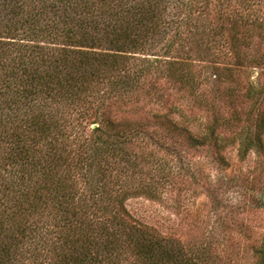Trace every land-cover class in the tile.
<instances>
[{"label": "trees", "instance_id": "1", "mask_svg": "<svg viewBox=\"0 0 264 264\" xmlns=\"http://www.w3.org/2000/svg\"><path fill=\"white\" fill-rule=\"evenodd\" d=\"M229 147L264 152V0H0V264H214L125 202Z\"/></svg>", "mask_w": 264, "mask_h": 264}, {"label": "rangeland", "instance_id": "2", "mask_svg": "<svg viewBox=\"0 0 264 264\" xmlns=\"http://www.w3.org/2000/svg\"><path fill=\"white\" fill-rule=\"evenodd\" d=\"M255 79L263 70L249 69ZM225 163L204 149H189L175 186L161 199L131 197L130 215L162 235L209 243L214 264H252V248L264 233V152L240 159L234 147ZM170 160V157H166Z\"/></svg>", "mask_w": 264, "mask_h": 264}]
</instances>
